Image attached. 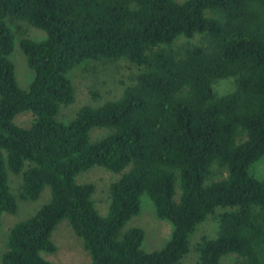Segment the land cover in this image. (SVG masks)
Wrapping results in <instances>:
<instances>
[{"label": "trees", "instance_id": "obj_1", "mask_svg": "<svg viewBox=\"0 0 264 264\" xmlns=\"http://www.w3.org/2000/svg\"><path fill=\"white\" fill-rule=\"evenodd\" d=\"M24 22L45 33L19 47L33 79L16 83L9 60ZM203 35L180 56L164 47ZM125 60L139 72L120 96L83 106L68 123L59 109L74 102L68 74L85 61ZM233 80L218 95L214 86ZM23 112L27 128L14 124ZM111 134L91 143L89 132ZM264 157V0H0V229L16 198L7 173L21 176L20 198L50 201L8 231L2 264H52L42 254L66 220L90 264H179L189 237L214 213L219 229L202 238L197 264H264V179L252 167ZM101 167L120 178L110 185L106 216L97 212L94 186L76 177ZM225 176L212 180L214 170ZM176 188L179 196L175 199ZM172 226L169 240L144 252V231L125 224L140 211V196Z\"/></svg>", "mask_w": 264, "mask_h": 264}, {"label": "rangeland", "instance_id": "obj_2", "mask_svg": "<svg viewBox=\"0 0 264 264\" xmlns=\"http://www.w3.org/2000/svg\"><path fill=\"white\" fill-rule=\"evenodd\" d=\"M182 2L184 0H176ZM8 28L14 35V48L9 56V60L14 66V75L17 85L22 90H27L32 79L33 72L29 68L26 57L20 50L19 40L27 37L31 40L41 41L46 35L43 31L29 26L24 22H11L6 20ZM192 45L207 46L203 35H195L192 38L180 37L171 46L164 47L176 56H180L183 51ZM139 69L135 65L125 60H97L85 61L73 69L69 78L74 87V102L69 106L59 109L57 120L68 123L72 120L79 109L83 106L96 108L108 100H114L120 96L123 89L132 83ZM233 89V80H224L214 86L218 95H223ZM29 112L18 114L13 122L15 125L27 128L32 121ZM111 134V130L106 128H94L89 132L91 143L97 142ZM251 173L258 179H264V157L255 164ZM121 174H114L101 167H93L88 171L81 172L76 177L78 184L89 183L95 188L92 195L95 208L100 216H106L109 209L110 185L120 178ZM225 176L224 172L215 169L214 177ZM8 185L11 193L16 198L17 209L14 214L3 213L1 215L0 229V264L2 255L6 251L7 234L9 229L18 222L24 221L32 216L38 209L50 201V189L45 187L40 197L35 201H27L20 198L21 176L7 173ZM179 196V189L176 188L175 199ZM178 199V198H177ZM176 199V200H177ZM223 210L217 208L214 213L199 224L189 237L190 250L179 264H197L198 253L195 250L197 243L204 237L214 239L219 229L218 215ZM130 228H140L144 231V239L141 249L150 253L158 251L164 247L169 240L172 226L166 220L157 217L152 201L145 194L140 196V211L132 217L122 228L124 233ZM51 241L57 250L54 254H42L45 260L52 264H90V257L84 249L83 242L70 228L66 220L60 222L52 232ZM239 259L235 255H228L220 260V264H237Z\"/></svg>", "mask_w": 264, "mask_h": 264}]
</instances>
